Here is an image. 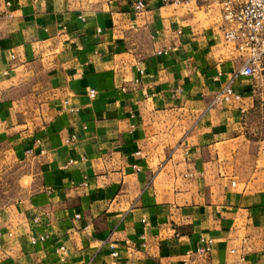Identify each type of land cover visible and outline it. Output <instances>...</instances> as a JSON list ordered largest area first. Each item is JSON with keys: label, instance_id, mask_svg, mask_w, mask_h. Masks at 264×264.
Here are the masks:
<instances>
[{"label": "crops", "instance_id": "1", "mask_svg": "<svg viewBox=\"0 0 264 264\" xmlns=\"http://www.w3.org/2000/svg\"><path fill=\"white\" fill-rule=\"evenodd\" d=\"M136 1L0 0V264H264V88L218 8Z\"/></svg>", "mask_w": 264, "mask_h": 264}, {"label": "built area", "instance_id": "2", "mask_svg": "<svg viewBox=\"0 0 264 264\" xmlns=\"http://www.w3.org/2000/svg\"><path fill=\"white\" fill-rule=\"evenodd\" d=\"M164 6H181L188 3L187 0H159ZM219 9L221 26L220 35L222 41L227 45H232L242 59V67L238 74L245 78H254L259 71H264V0H202ZM134 12L141 13L146 9V4L142 0H138L133 4ZM166 53V52H164ZM139 74L143 75V71L139 70ZM136 84L140 80L134 81ZM89 100L96 97V90L89 89L87 91ZM242 96L234 90L232 82H227L221 90L214 95L211 100V106L230 103L232 101L240 102ZM60 112L78 113L79 109L71 105L70 100L66 99L61 103ZM75 140L72 136L65 143L69 144ZM35 143H39L35 141ZM26 155H32L31 150L26 151ZM131 168L136 172H141L140 167L132 165ZM192 177V175H188ZM75 219L79 220L80 215L76 214ZM84 227V230L88 229ZM47 235H41L37 238H31L32 245L44 243ZM145 247L144 244L141 245ZM214 246V240L211 238H201L192 255L206 257ZM111 257H117L116 246L113 243L108 244ZM230 253L234 254L235 250ZM57 261L64 264L68 260V249L65 245H59L55 249ZM190 255V253H188ZM84 264H92L87 262Z\"/></svg>", "mask_w": 264, "mask_h": 264}, {"label": "rangeland", "instance_id": "3", "mask_svg": "<svg viewBox=\"0 0 264 264\" xmlns=\"http://www.w3.org/2000/svg\"><path fill=\"white\" fill-rule=\"evenodd\" d=\"M224 45L228 46L227 44H224ZM254 78L256 79V84L259 85V89H263L264 88V71L257 72V74ZM256 84L253 83L251 85L254 87V86H256ZM17 195H18V193L16 191H14V189H13L12 192H7V194L4 195V197L14 199L17 197Z\"/></svg>", "mask_w": 264, "mask_h": 264}]
</instances>
